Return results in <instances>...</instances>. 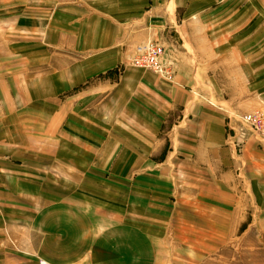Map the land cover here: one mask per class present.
Instances as JSON below:
<instances>
[{
  "label": "crops",
  "instance_id": "crops-1",
  "mask_svg": "<svg viewBox=\"0 0 264 264\" xmlns=\"http://www.w3.org/2000/svg\"><path fill=\"white\" fill-rule=\"evenodd\" d=\"M256 111L264 0H0V264H264Z\"/></svg>",
  "mask_w": 264,
  "mask_h": 264
},
{
  "label": "built area",
  "instance_id": "built-area-1",
  "mask_svg": "<svg viewBox=\"0 0 264 264\" xmlns=\"http://www.w3.org/2000/svg\"><path fill=\"white\" fill-rule=\"evenodd\" d=\"M131 64L137 67L150 69L159 73L161 76L172 80L174 71L172 63L164 58V47L156 41H147L138 45L130 59ZM242 127L239 131L237 146L245 142L248 129L264 134V115L258 111L242 115ZM42 264H45L42 262Z\"/></svg>",
  "mask_w": 264,
  "mask_h": 264
},
{
  "label": "bare ground",
  "instance_id": "bare-ground-1",
  "mask_svg": "<svg viewBox=\"0 0 264 264\" xmlns=\"http://www.w3.org/2000/svg\"><path fill=\"white\" fill-rule=\"evenodd\" d=\"M240 117H242V116H240Z\"/></svg>",
  "mask_w": 264,
  "mask_h": 264
},
{
  "label": "rangeland",
  "instance_id": "rangeland-1",
  "mask_svg": "<svg viewBox=\"0 0 264 264\" xmlns=\"http://www.w3.org/2000/svg\"><path fill=\"white\" fill-rule=\"evenodd\" d=\"M133 65V64H132ZM142 68V67H141Z\"/></svg>",
  "mask_w": 264,
  "mask_h": 264
}]
</instances>
